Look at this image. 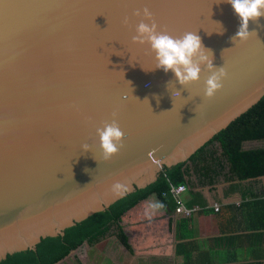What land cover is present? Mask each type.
<instances>
[{
    "label": "water",
    "instance_id": "water-1",
    "mask_svg": "<svg viewBox=\"0 0 264 264\" xmlns=\"http://www.w3.org/2000/svg\"><path fill=\"white\" fill-rule=\"evenodd\" d=\"M144 7L174 37L196 32L214 67H225L213 98L204 97L206 68L183 87L155 69L147 44L132 43L143 19L133 13ZM240 23L227 0H0V261L188 162L256 105L264 16L234 43ZM113 112L126 136L105 161L96 129ZM115 183L127 191L117 196Z\"/></svg>",
    "mask_w": 264,
    "mask_h": 264
},
{
    "label": "crops",
    "instance_id": "crops-1",
    "mask_svg": "<svg viewBox=\"0 0 264 264\" xmlns=\"http://www.w3.org/2000/svg\"><path fill=\"white\" fill-rule=\"evenodd\" d=\"M259 148H264V141H247L243 144L246 151ZM215 149L220 155L221 148L217 144ZM227 171L224 170L221 175L208 181H198L192 177V185L186 186L187 193L183 199L186 204L193 200L196 204L194 207L200 208L189 218L175 215L164 200L155 195L128 211L122 217V225L132 252L114 236L94 246L87 243L83 245L92 250L103 243L101 251L96 253L100 264L262 262V235H255L260 232L262 234V228L257 230L262 219L258 217L257 222H251L249 216L255 210L245 207L252 200L245 199L244 195L252 193L262 201L264 176L245 181H228L224 177ZM214 206L218 207L217 212ZM92 258L87 252L80 261L87 264ZM110 259H113V263ZM92 261L95 263L94 259Z\"/></svg>",
    "mask_w": 264,
    "mask_h": 264
},
{
    "label": "trees",
    "instance_id": "trees-1",
    "mask_svg": "<svg viewBox=\"0 0 264 264\" xmlns=\"http://www.w3.org/2000/svg\"><path fill=\"white\" fill-rule=\"evenodd\" d=\"M247 141H264V97L249 111L213 136L190 156L188 162L178 163L169 168L163 166L153 183L142 189H136L104 211L97 212L65 229L63 236L41 239L35 250L27 249L7 255L0 264H57L84 243L94 246L109 236H114L129 252H132L122 225V217L153 195L164 200L165 205L174 211L175 204L169 193V184L189 186L192 185L193 176L198 181H208L212 177L221 175L226 169L228 171L224 177L228 181L263 177L264 148L246 151L243 149V144ZM215 144L221 148L220 155L217 154ZM244 197L252 200L247 202L245 207L255 210L250 213L251 222H257L258 217L262 219L260 228H257V230L262 228V234L260 232L255 235H262V259H264V199L262 197L261 201L252 193ZM184 204L189 208L196 205L193 200L190 204L185 202ZM248 264H264V260Z\"/></svg>",
    "mask_w": 264,
    "mask_h": 264
},
{
    "label": "clouds",
    "instance_id": "clouds-1",
    "mask_svg": "<svg viewBox=\"0 0 264 264\" xmlns=\"http://www.w3.org/2000/svg\"><path fill=\"white\" fill-rule=\"evenodd\" d=\"M227 2L231 4L241 22L237 33L231 39L234 43L236 40L246 41L252 34L248 31L249 20L257 21L259 17L264 16V0H227ZM133 15L137 17L142 15L143 19L135 27L136 34L131 38L132 43L149 46L150 51L154 53L155 69H162L165 73L172 71L178 83L186 87L200 79L203 66L211 73L205 81L204 97L213 98L216 92L223 87L221 81L227 77V71L224 66L214 67L213 56L211 55L210 58L207 55L211 50L203 46L196 32H185L180 37L170 35L166 30L160 29L147 7L135 10ZM128 23V17H125L123 24L127 26ZM172 94L174 97L179 92ZM112 115L113 119L110 123L105 122L103 127L96 129L105 161L110 160L119 152L126 136L117 122V112H113ZM81 147L84 152L90 150L88 144H83ZM85 171L88 170L85 169ZM112 188L117 196L127 191L120 183L113 184Z\"/></svg>",
    "mask_w": 264,
    "mask_h": 264
},
{
    "label": "built area",
    "instance_id": "built-area-1",
    "mask_svg": "<svg viewBox=\"0 0 264 264\" xmlns=\"http://www.w3.org/2000/svg\"><path fill=\"white\" fill-rule=\"evenodd\" d=\"M169 193L173 198L175 209L174 213L177 216H181L183 218H189L191 215L198 210V207H186L183 200V195L187 190L185 185H172L169 184ZM264 199V197H263ZM214 210L217 212L219 209L217 206H214Z\"/></svg>",
    "mask_w": 264,
    "mask_h": 264
},
{
    "label": "rangeland",
    "instance_id": "rangeland-1",
    "mask_svg": "<svg viewBox=\"0 0 264 264\" xmlns=\"http://www.w3.org/2000/svg\"><path fill=\"white\" fill-rule=\"evenodd\" d=\"M158 242V241H157ZM107 245H110L109 243ZM102 246L103 243L100 246L95 247L94 249L88 250L85 245H81L79 248H77L75 251L71 252L63 261H61L62 263L60 264H82V262L80 261V258L86 254L88 252V255L90 257V255L93 257L91 259L90 263L87 264H100L99 263V258L98 255L96 253L100 252L101 249L103 248ZM169 256V255H167ZM100 257V256H99ZM95 261V263H93V260ZM113 263V259H110ZM123 263V262H122ZM114 264V263H113Z\"/></svg>",
    "mask_w": 264,
    "mask_h": 264
}]
</instances>
